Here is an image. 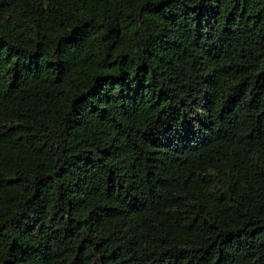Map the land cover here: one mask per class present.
<instances>
[{"label":"trees","instance_id":"16d2710c","mask_svg":"<svg viewBox=\"0 0 264 264\" xmlns=\"http://www.w3.org/2000/svg\"><path fill=\"white\" fill-rule=\"evenodd\" d=\"M0 264H264V0H0Z\"/></svg>","mask_w":264,"mask_h":264}]
</instances>
